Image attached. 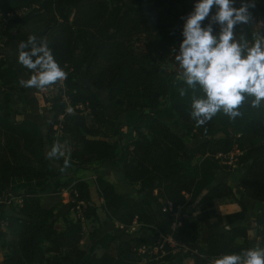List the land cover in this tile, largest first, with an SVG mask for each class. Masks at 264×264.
<instances>
[{"label": "trees", "instance_id": "1", "mask_svg": "<svg viewBox=\"0 0 264 264\" xmlns=\"http://www.w3.org/2000/svg\"><path fill=\"white\" fill-rule=\"evenodd\" d=\"M135 1L138 3L128 6L125 0H0V13L9 19L0 49L14 42L17 63L18 45L35 35L47 43L67 74L65 80L51 86L58 94L48 107L52 116L46 121L47 142L52 145L54 127L70 137L72 149L67 160L76 169L112 162L123 154L124 177L138 188L134 193H120L113 183L98 177V195L109 218L123 225L121 231L138 222L150 232L121 239L94 229L89 237L94 241L91 248L81 247L82 219L95 217V206L87 205L75 221L56 223L52 208H45L36 197L60 176L41 149L40 125L31 119L14 122L0 114V130L21 140L12 159L0 162V241L7 249L0 264H182L185 258L193 264H211V258L264 247V211L254 217L257 243L251 244L247 227L236 223L245 204L230 185L216 181L218 171L232 166L222 163L217 155L236 149L240 154L235 163L244 166L237 179L242 195L264 203V105L253 108L246 101L239 109L242 115L235 120L221 111L197 126L191 117L192 99L204 98V93L198 85L193 89L186 84L175 60L188 16L168 5H181L183 0ZM215 11L214 7L212 13ZM249 11L252 18L262 16L264 28V2L255 1ZM208 23L206 19L202 26ZM12 27L15 30L9 33ZM213 27L214 35L218 34L219 25ZM246 39L253 41L250 36ZM168 64L172 68L166 76ZM17 65H9L0 51V94L19 83V68L33 74ZM79 75L85 77V83L77 79ZM181 89L185 90L183 96ZM99 92L105 93L114 109L134 112L136 119L116 121L105 112ZM165 107L175 112L178 130L153 114ZM124 127L132 130L135 138L121 146L118 138ZM64 161L60 160L62 166ZM191 162L192 169L188 167ZM70 183L71 179L65 184ZM70 189L89 202L87 181L76 179ZM229 197L236 199L241 210L226 215L227 229L211 233L201 242V219L197 215L188 219L185 214L195 212L197 205ZM12 198L21 199V203L14 204ZM193 202L194 207H185ZM8 205L14 209L7 215ZM176 212L180 216L173 227ZM2 226L13 239H7ZM167 235L186 249L172 253L164 242V254L161 248L153 252L155 243ZM237 238L242 242L237 243ZM96 248L111 251L97 254Z\"/></svg>", "mask_w": 264, "mask_h": 264}, {"label": "rangeland", "instance_id": "2", "mask_svg": "<svg viewBox=\"0 0 264 264\" xmlns=\"http://www.w3.org/2000/svg\"><path fill=\"white\" fill-rule=\"evenodd\" d=\"M128 6H132L134 3H138L135 0H125ZM258 2H262L264 0H255ZM198 0H183L181 5H177L173 2H168L170 7L179 8L183 15H189L191 13V6L196 4ZM251 2V0H249ZM236 7L239 8L241 6L242 0L236 2ZM12 4L11 6H14ZM18 11V10H17ZM14 12V11H13ZM262 16L257 15L252 18V21L249 24L240 25L235 28L236 37L239 38L241 34L250 36L253 38V41H248L251 45L255 42V40L260 39L264 40V28L262 27ZM8 18L0 13V45L2 41L6 38V34H4V27H6L8 23ZM15 27L10 28L9 33H13ZM14 42H11L7 47L0 49L3 54V57L6 59L9 65H15L18 67L15 61V46ZM172 68L170 64L166 65L164 69V73L168 76L169 70ZM19 83L15 85L14 88L8 89L4 91L3 94H0V114L5 115L7 118L14 122H19L23 119H31L32 121L37 122L40 125L42 131V138L40 142L41 149L43 153L47 156V152L51 150V147L55 144L61 145V151H63L64 155L59 159L47 158L49 159L51 165L55 169L56 172L60 173V176L56 179L52 180L48 186V188L37 194V198L40 203L45 208H52L53 219L56 223L60 225L66 224L68 221H75L82 214L81 209L76 206V203L71 201L70 198V188L76 179H83L89 183L90 187V200L89 205L95 206V217L83 218L82 219V238L80 240V246L86 249H90L93 240H90V233L94 229H99L101 231L111 232L115 234L118 238L128 239L134 236H148L150 232L145 229V226H142L138 222H133L130 226H128L124 231H121L118 223L109 218L105 209L102 206V199H100L98 195L97 186L95 183V179L98 177L104 178L108 181H114L117 189L120 188V184H127L128 188L131 185L123 173V158L124 155L115 161L105 162L101 165H94L87 167L85 169H76L73 165L69 164V167L65 171H61L60 169L63 167L60 164V160H67L70 155V151L72 149V142L70 137L66 135L60 134L57 127H54L55 132L51 136L52 145L47 142L46 137V126L51 116L52 112L48 110L49 104L53 97L57 96L58 90L54 87H48L44 90H39L36 88H25L20 84L21 79L27 80L31 76H29L24 70L19 68ZM81 82H86V79L83 75H79L77 78ZM104 103V110L107 114L113 116V118L117 121H133L134 112H120L114 109L109 102H107L105 98V93L99 92ZM64 99V98H63ZM262 105H264L262 103ZM88 111H85L87 113ZM115 116V117H114ZM156 118L165 122L168 120V112L165 109H161L156 112ZM175 126V125H174ZM177 127V126H176ZM132 130L128 127H124V130H121L120 138H118V142L121 146H125L128 144L132 138ZM133 132V131H132ZM36 144V147H40ZM21 148V140L15 136H12L6 132L0 130V162L4 160L12 159V151L19 150ZM183 165H186L185 162H182ZM234 164L229 169H221L217 172L216 181L226 182L230 185L236 195L243 203L245 204V212L243 216L236 221L237 224L243 225L247 227L249 234V242L251 244L257 243L255 235H254V217L258 211H263L264 204H258L255 201H250L245 198L241 190L238 187L237 179L239 177L241 169L244 166H238L235 161ZM189 168H194V163L191 162L188 164ZM71 179V183L66 185V181ZM112 179V180H111ZM138 184L132 186L133 192L138 188ZM120 190V189H119ZM3 197H0V201H2ZM14 204L18 203L17 199L12 198L11 200ZM256 203V204H255ZM195 206V202L188 203L185 207L191 208ZM14 205H8L5 209L6 214H10ZM195 212L192 214H185V217L188 219H195V215L200 221V227L198 236H203L205 234L206 229H212L214 232L222 231L228 228L226 223V215L229 213H233L236 211H240V205L236 202L235 198H222L215 199L210 203L205 205H197L195 206ZM175 222L174 226H177L178 223L176 219L180 216L178 212L175 213ZM173 226V227H174ZM2 231L7 233V239H13L14 236L11 233H8L4 226H2ZM163 242L161 240L155 243L152 248L153 252H157L159 249L158 245H161ZM237 243H241L242 239L237 238ZM115 244H113L112 249ZM158 247V248H157ZM157 248V249H156ZM161 254H164L165 249L161 248ZM186 248L184 247V250ZM101 248H96L95 252L97 254H101L102 252H110L111 251ZM177 251V247L172 250L173 252ZM7 254V249L2 246V242L0 241V260ZM217 258H211L210 263H214ZM165 264H175L173 262H165ZM182 264H193L190 258H185Z\"/></svg>", "mask_w": 264, "mask_h": 264}, {"label": "clouds", "instance_id": "3", "mask_svg": "<svg viewBox=\"0 0 264 264\" xmlns=\"http://www.w3.org/2000/svg\"><path fill=\"white\" fill-rule=\"evenodd\" d=\"M235 3L236 0H198L183 26L184 39L175 60L186 84L193 89L198 85L204 93V98L192 99L191 117L197 126L205 125L221 111L235 120L242 115L239 109L246 101L253 108L264 103V40L257 39L250 45L244 34L239 38L235 34L238 25L252 21L249 9L255 7V0H242L239 8ZM206 19L209 23L202 26ZM214 25L220 27L215 35ZM18 63L33 72L29 79H21L25 88L44 90L67 78L47 43L38 41L35 35L18 45ZM180 94L183 96L185 90L181 89ZM63 155L59 144L47 152L48 158ZM68 167L69 161L65 160L60 170ZM214 264H264V248L224 254Z\"/></svg>", "mask_w": 264, "mask_h": 264}, {"label": "built area", "instance_id": "4", "mask_svg": "<svg viewBox=\"0 0 264 264\" xmlns=\"http://www.w3.org/2000/svg\"><path fill=\"white\" fill-rule=\"evenodd\" d=\"M8 16L11 15V13H7ZM80 108H82L81 105H79ZM240 154V151L234 149L232 150L231 152L227 153V154H221L219 153L217 155V157L220 158V161L224 164H228V165H233L234 161L236 160V157ZM235 165V164H234ZM70 198H71V201L76 203V206L78 208L81 209H84L87 205H89V202L88 201H85L84 199H81L78 195V193L73 190V189H70ZM18 203H21V199H17ZM169 208L171 207V204L169 203L168 204ZM118 226L120 228L123 227V225L119 224L118 223ZM174 226V225H173ZM164 242H167L169 244V246L171 247V250H173L174 248L177 247V251H184V245L175 241L170 235H167L166 237L163 238V242L161 243V245L159 246V248H162V245ZM144 248V247H143ZM264 248V247H263ZM157 249V248H156Z\"/></svg>", "mask_w": 264, "mask_h": 264}, {"label": "crops", "instance_id": "5", "mask_svg": "<svg viewBox=\"0 0 264 264\" xmlns=\"http://www.w3.org/2000/svg\"><path fill=\"white\" fill-rule=\"evenodd\" d=\"M237 1H239V0H236V2ZM264 2V1H263ZM237 4V3H236ZM174 9L175 10H178L179 12H181V10L179 9V8H175L174 7ZM186 15V14H185ZM186 16H188V15H186ZM15 61H16V59H15ZM16 68V67H15ZM264 104V103H263ZM163 109H165V110H167V112H168V120L167 121H165V123H167V124H169V125H171L172 127H174L175 129H179V121H178V118H177V116H176V114H175V112L170 108V107H165V108H163ZM161 110V109H160ZM160 110H157V111H160ZM157 111H155V112H153V114L154 115H156V112ZM5 116V115H4ZM133 116V118H134V120L136 119V114H133L132 115ZM115 117V116H114ZM118 120V119H117ZM118 121H120V122H123L122 120H118ZM175 125V126H174ZM177 126V127H176ZM122 130H124V128L122 129ZM131 133H132V138L130 139V140H133L134 138H135V133L134 132H132L131 131ZM122 162H124V159H123V161ZM112 180V179H111ZM111 183H113L114 184V186H115V188H116V190L118 191V192H120V193H132L133 192V189H132V186H134V185H130L129 186V188H128V186H127V184L125 183V185L124 184H120V190L119 189H117V187H116V185H115V182L114 181H110ZM256 204V203H255ZM258 204H260V203H258ZM261 204H264V203H261ZM263 211H264V209H263ZM207 231H205V234L203 235V236H200V241L201 242H204L206 239H207V237L209 236V234H211V233H214V231L212 230V229H206Z\"/></svg>", "mask_w": 264, "mask_h": 264}]
</instances>
